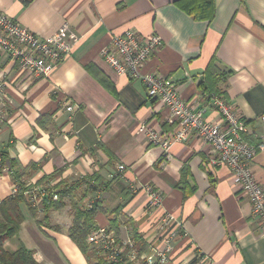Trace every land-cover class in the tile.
I'll list each match as a JSON object with an SVG mask.
<instances>
[{
  "label": "crops",
  "instance_id": "crops-1",
  "mask_svg": "<svg viewBox=\"0 0 264 264\" xmlns=\"http://www.w3.org/2000/svg\"><path fill=\"white\" fill-rule=\"evenodd\" d=\"M176 1L0 0V11L40 37L54 35L64 22L83 37L49 78L0 63L8 111L0 154L9 166L10 159L17 164L29 184H50L58 192L75 184L73 200L47 221L43 212L35 218L22 205L25 220L19 234L5 241V251L25 246L40 264H89L68 231L76 208L90 209L97 200L95 226L114 225L123 240L137 234L147 249L160 241L163 214L148 207L142 187L150 185L188 233L175 242L168 264H264V226L253 218L252 204L230 170L211 167L208 146L195 139L176 144L172 158L163 161V150L148 142L142 128L172 132L176 126L167 108L148 96L141 81L118 75L102 55L115 36L128 31L160 36L164 48L145 72L171 78L182 99L199 108L212 95L202 83L215 62L223 75L220 95L252 123L250 141L258 143L264 133L258 122L264 113V0H215L210 21L194 19ZM205 116L220 119L211 109ZM119 165H125L124 173ZM252 169L264 186V149ZM84 177L88 182L80 185ZM15 186L11 175L0 176V204Z\"/></svg>",
  "mask_w": 264,
  "mask_h": 264
},
{
  "label": "built area",
  "instance_id": "built-area-1",
  "mask_svg": "<svg viewBox=\"0 0 264 264\" xmlns=\"http://www.w3.org/2000/svg\"><path fill=\"white\" fill-rule=\"evenodd\" d=\"M82 39L68 22H64L54 35L40 37L0 11V63L12 62L28 74L49 78L71 56ZM163 48V40L156 34L143 38L128 31L115 36L102 55L118 75L141 81L148 96L167 108L168 120L176 126L172 132L165 133L149 126L142 128L148 142L163 150V161L172 158L171 151L178 143L195 139L208 146L209 165L230 170L238 191L252 204L253 218L264 226V186L256 180L252 169L257 154L264 149V133L258 143L250 141V137L255 135L250 130L252 123L241 118L222 95L212 94L206 108H199L182 99L177 84L171 78L145 72L148 61ZM5 86L6 83L0 81V135L8 112ZM207 109L216 112L220 119H207ZM66 110L74 113L75 106L68 105ZM258 122L264 126V113ZM118 171L124 173L125 165H119ZM13 172L0 155V176H12ZM26 188L24 195L28 204L40 213L47 198L55 201L59 198L58 191H54L50 184L35 186L28 183ZM142 189L148 195V207L163 212L157 227L160 241L141 251L135 239L123 240L111 225L95 226L87 237V243L109 264H168L175 242L188 235L183 221L165 209L162 193L150 185ZM18 191L16 185L12 195ZM133 191L138 190L134 188Z\"/></svg>",
  "mask_w": 264,
  "mask_h": 264
},
{
  "label": "trees",
  "instance_id": "trees-1",
  "mask_svg": "<svg viewBox=\"0 0 264 264\" xmlns=\"http://www.w3.org/2000/svg\"><path fill=\"white\" fill-rule=\"evenodd\" d=\"M21 1L25 5L34 2V0ZM176 5L196 20L210 21L215 16V0H177ZM222 76L223 75H221L216 68L215 62H211L206 70V80L202 83L204 90L208 91L210 94H222L219 90V82L221 81ZM99 80L106 87L111 88L110 83L105 78L100 77ZM43 121L44 120L42 119L40 122L42 126ZM0 155L4 163L7 164L8 159L5 154L2 153ZM10 166L14 171L12 178L19 188V193L12 195L0 204V212L4 219V221L0 223V264H40L34 257L35 252L33 250H28L25 246H22L15 252L5 251L3 247L6 240L17 236L20 232L21 225L25 220L22 205H25L35 218L38 216L37 209H34L28 204L24 195V191L27 189L26 186L28 184L24 178L25 174L17 169V164L11 159ZM86 182H88V179L87 177H84L80 185L86 184ZM74 191L75 184L66 186L64 189L60 190L58 192V200L55 201L52 198H47L42 204L44 220L47 221L49 219V215L52 211L65 209L67 206L66 201L73 200ZM98 202L99 200L93 203L92 207L87 210L79 209L78 207L76 208L74 220L72 226L69 228L68 234L79 247L89 264H109L105 262L98 255L97 251L87 243V237L95 227L94 217L100 208ZM112 227H114V225H112ZM134 239H136L141 251L146 250L144 242L137 234L134 235Z\"/></svg>",
  "mask_w": 264,
  "mask_h": 264
},
{
  "label": "rangeland",
  "instance_id": "rangeland-1",
  "mask_svg": "<svg viewBox=\"0 0 264 264\" xmlns=\"http://www.w3.org/2000/svg\"><path fill=\"white\" fill-rule=\"evenodd\" d=\"M63 264H65V263L63 262Z\"/></svg>",
  "mask_w": 264,
  "mask_h": 264
}]
</instances>
